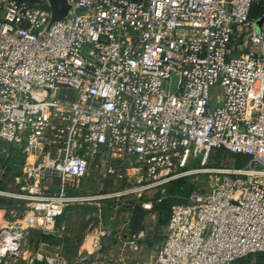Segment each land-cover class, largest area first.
<instances>
[{
  "label": "built area",
  "instance_id": "built-area-1",
  "mask_svg": "<svg viewBox=\"0 0 264 264\" xmlns=\"http://www.w3.org/2000/svg\"><path fill=\"white\" fill-rule=\"evenodd\" d=\"M65 2L51 23L48 0H0V262L21 256L29 232L68 237L56 222L84 201L69 192L91 164L140 193L187 177L216 148L247 161L207 170L220 182L170 211L148 264L264 254V13L249 17L264 0ZM93 234L99 253L106 233Z\"/></svg>",
  "mask_w": 264,
  "mask_h": 264
},
{
  "label": "rangeland",
  "instance_id": "rangeland-1",
  "mask_svg": "<svg viewBox=\"0 0 264 264\" xmlns=\"http://www.w3.org/2000/svg\"><path fill=\"white\" fill-rule=\"evenodd\" d=\"M220 94V87L214 86L210 89L213 103ZM13 162L20 164L19 157L16 156ZM209 164V160L202 162L199 158L195 159L188 168L192 173L180 181V188L169 183L127 195L122 194L142 185L134 179H127L126 182L115 177H104L91 164L88 175L69 192V195L84 200L65 208L62 222L69 237L57 241L49 236L29 232L21 256L9 260V264H33L30 260L35 253L62 257L69 261V264H148L164 240L165 226L161 223L165 222L170 211L184 204L191 194H206L220 182V175L207 172L211 169ZM232 166V161L229 166L225 161H221L218 167L225 169ZM16 173L17 170L13 169L11 175ZM92 197L98 198L91 199ZM21 210L23 209H19V212ZM5 222L3 225L6 227H17L16 224L7 223L13 222L12 220ZM94 230L106 233L99 253H95L88 242L94 234L92 237L87 235ZM138 232H143V237L134 244H129L128 237ZM260 263L257 255L244 260V264Z\"/></svg>",
  "mask_w": 264,
  "mask_h": 264
},
{
  "label": "trees",
  "instance_id": "trees-1",
  "mask_svg": "<svg viewBox=\"0 0 264 264\" xmlns=\"http://www.w3.org/2000/svg\"><path fill=\"white\" fill-rule=\"evenodd\" d=\"M262 13H264V7L262 6V4H259V5H254L252 6L251 10H250V13H249V17L251 19H254L256 17H259V15H261ZM207 160L210 161V166L211 168H221V167H218L220 165V162L221 161H225L227 166H229V164L231 163V161L233 162L234 164V167H237V168H240V167H243L244 164L246 163L247 161V158L245 157H241V156H237V155H233V154H230L228 153L227 151H225L224 149L222 148H216V149H212L209 153V156L207 158ZM206 160V161H207ZM183 179H180V180H177V181H174L171 183V185L173 187H178L180 188V181H182ZM186 200L183 202L185 203ZM165 202L163 201L162 204H164ZM161 204V205H162ZM64 216V215H63ZM62 218H59L56 222V227H59V224L62 222ZM168 218H169V214L166 216L165 218V222L164 223H161V225L164 224V226H166L167 224V221H168ZM33 234H38V235H41L39 233H33ZM42 236V235H41ZM43 236H46V235H43ZM49 237H52L54 240H58V238L56 237H53V236H49ZM69 237V236H68ZM65 238V237H64ZM63 238V239H64ZM61 239V240H63ZM258 256V258L260 259V262L262 264H264V254H256ZM255 256V255H254ZM249 257H252V256H248L246 258H242V259H239L237 261H235L233 264H244V260H246L247 258ZM260 263V264H261ZM33 264H43V263H39V262H33Z\"/></svg>",
  "mask_w": 264,
  "mask_h": 264
},
{
  "label": "water",
  "instance_id": "water-1",
  "mask_svg": "<svg viewBox=\"0 0 264 264\" xmlns=\"http://www.w3.org/2000/svg\"><path fill=\"white\" fill-rule=\"evenodd\" d=\"M48 1L51 7V23L55 21H59L67 15L69 11V6L66 4L65 0H48ZM176 83H177V76L173 75L170 93H177ZM7 204L8 201L0 197V206H4ZM10 242L14 243V241L11 239ZM0 264H5V260L2 259Z\"/></svg>",
  "mask_w": 264,
  "mask_h": 264
},
{
  "label": "bare ground",
  "instance_id": "bare-ground-1",
  "mask_svg": "<svg viewBox=\"0 0 264 264\" xmlns=\"http://www.w3.org/2000/svg\"><path fill=\"white\" fill-rule=\"evenodd\" d=\"M142 189L141 188H136V189H133V190H129L128 192H139L141 191ZM98 197H92L91 199H97ZM102 198H107L106 196H102Z\"/></svg>",
  "mask_w": 264,
  "mask_h": 264
}]
</instances>
